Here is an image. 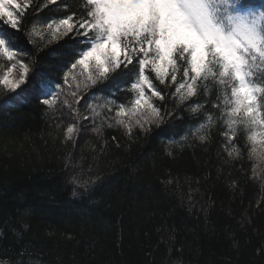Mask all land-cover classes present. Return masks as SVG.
Masks as SVG:
<instances>
[{
  "label": "trees",
  "instance_id": "trees-1",
  "mask_svg": "<svg viewBox=\"0 0 264 264\" xmlns=\"http://www.w3.org/2000/svg\"><path fill=\"white\" fill-rule=\"evenodd\" d=\"M237 7L264 11V0ZM28 12L19 31L0 21L30 67L27 102L0 106V259L15 261L27 246V264H264V164L249 156L243 128L231 145L221 135L215 94L201 87L181 104L174 87L153 77L166 97L153 98L161 118L140 127L124 117L129 131L115 112L117 105L131 108L130 80L77 90L70 78L66 85L64 72L76 57L60 67L67 58L51 50L70 37L30 42L33 24L43 25ZM49 79L53 90L56 83L63 89L54 110L40 102L38 85ZM15 95L0 86V105ZM194 104L204 106L201 112L191 111ZM208 110L213 125L194 135ZM69 125L78 130L66 140ZM200 134L208 139L201 142ZM233 146L238 156H229Z\"/></svg>",
  "mask_w": 264,
  "mask_h": 264
},
{
  "label": "snow or ice",
  "instance_id": "snow-or-ice-1",
  "mask_svg": "<svg viewBox=\"0 0 264 264\" xmlns=\"http://www.w3.org/2000/svg\"><path fill=\"white\" fill-rule=\"evenodd\" d=\"M242 0H0V21L19 31L25 16L33 13V24L28 32L30 42L35 39L49 43L70 37L65 47L52 49L63 67L76 57L64 72V82L81 83L84 88L100 81L127 85L135 94L131 108L117 105L115 120L131 131L124 117H135V123L143 127L150 121H159L160 108L153 98L165 100L163 91L154 82L165 87H174L171 93L178 103L198 96L201 87L205 94H215L212 108L220 115L225 131L221 135L231 145L243 128L246 140L251 145L249 156L264 164V11L241 12L236 10ZM63 6V7H61ZM47 9V13H44ZM57 13L59 15H57ZM14 33L0 28V86L14 97H9L0 106L15 101L27 102L29 64L19 58L14 50ZM70 45V46H67ZM80 69L79 73L74 70ZM18 73V79L14 77ZM115 74V75H112ZM78 77L84 79L78 80ZM52 80L39 84L41 103L54 110L62 86ZM20 90L17 92V90ZM70 95L79 102L77 91ZM109 105L114 101L109 100ZM63 104L71 107L67 98ZM203 105L191 106L199 113ZM93 116H99L96 106L89 104ZM75 112V110H73ZM111 111V108H109ZM205 123L193 133H202L214 123L211 110ZM79 116V113H75ZM82 119H89L83 116ZM109 127L111 125L109 124ZM78 129L69 125L65 139H72ZM99 132V128L93 129ZM199 140L208 139L200 134ZM259 146V148L257 147ZM239 149L231 147L229 156H238ZM75 182V177L73 178ZM171 183V181H168ZM264 254V249L261 250ZM25 246L16 253L18 259L2 260L0 264H27ZM35 264H41L37 261Z\"/></svg>",
  "mask_w": 264,
  "mask_h": 264
},
{
  "label": "rangeland",
  "instance_id": "rangeland-1",
  "mask_svg": "<svg viewBox=\"0 0 264 264\" xmlns=\"http://www.w3.org/2000/svg\"><path fill=\"white\" fill-rule=\"evenodd\" d=\"M237 8H238V7L236 6V9H237ZM13 75H14L15 78H17V79L19 78V77H18V73H15V72H14Z\"/></svg>",
  "mask_w": 264,
  "mask_h": 264
}]
</instances>
